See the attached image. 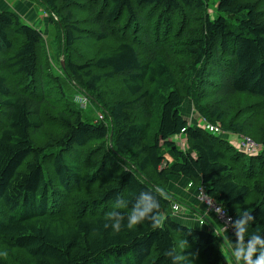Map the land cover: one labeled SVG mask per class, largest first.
<instances>
[{"label":"trees","instance_id":"trees-1","mask_svg":"<svg viewBox=\"0 0 264 264\" xmlns=\"http://www.w3.org/2000/svg\"><path fill=\"white\" fill-rule=\"evenodd\" d=\"M33 1L50 43L0 13V264H238L210 219H175L173 178L264 260V0Z\"/></svg>","mask_w":264,"mask_h":264},{"label":"crops","instance_id":"crops-1","mask_svg":"<svg viewBox=\"0 0 264 264\" xmlns=\"http://www.w3.org/2000/svg\"><path fill=\"white\" fill-rule=\"evenodd\" d=\"M9 12L16 15L24 23L31 25L34 28L41 29L46 31L48 29L47 17L44 13L40 4L34 2L33 0H0V13ZM229 140V138H228ZM170 160V159H168ZM169 190L174 192V196L182 201L184 204H193L196 205L197 199L194 190L191 186H187V182L182 179L173 178L169 186ZM203 210L201 214H204V208L200 206ZM175 219L179 220L183 224L195 225L197 222H194L193 217L186 213L185 215L177 214L174 216ZM211 223L214 226V229L219 231L222 235L225 236L227 243L235 257L238 259L239 255L242 257L245 255V260L248 256V252L245 249L244 245L241 244L235 236L230 235V232H226L223 229V226L215 218L208 217ZM208 230H212L213 227L209 226L206 222ZM238 264H246V261L238 259Z\"/></svg>","mask_w":264,"mask_h":264},{"label":"built area","instance_id":"built-area-1","mask_svg":"<svg viewBox=\"0 0 264 264\" xmlns=\"http://www.w3.org/2000/svg\"><path fill=\"white\" fill-rule=\"evenodd\" d=\"M203 123L204 124H202L201 126L202 129L206 130L207 132L211 134H218L219 136L222 135V132L220 131L218 127L210 125V124H206L205 122ZM235 143H236V146H235L236 149L245 155H248V156L256 155L259 151V146L255 144L249 138L238 136ZM188 186H191V185L189 184ZM196 199L199 205L201 204L204 206L205 210L212 211L214 213V215L216 216V220L223 226V229L226 232L232 233L231 231L232 222H231L230 217L220 206H218L213 200L209 199L206 196L203 189L200 188L198 190ZM183 206L176 204V203L172 204V211L174 213L173 215L175 216L179 213H183L184 210H186V208H184ZM197 223L199 224L200 227H203L205 225V223L202 222L201 220H198Z\"/></svg>","mask_w":264,"mask_h":264},{"label":"rangeland","instance_id":"rangeland-1","mask_svg":"<svg viewBox=\"0 0 264 264\" xmlns=\"http://www.w3.org/2000/svg\"><path fill=\"white\" fill-rule=\"evenodd\" d=\"M218 0H210V4H209V7H210V13H213L214 12V10H215V8H216V2H217ZM41 6V5H40ZM42 7V6H41ZM45 13V12H44ZM46 17H47V15H46ZM47 23H48V21H47ZM50 31L52 30V28H50L49 29ZM48 29L45 31H42V33H43V37H44V40L46 39L47 40V42H49L50 43V38H48L47 39V35H48ZM48 50H49V52L51 51V48H50V45H48ZM49 52H48V54H49ZM55 52V50L54 51H52L51 52V54L52 53H54ZM49 56H50V54H49ZM54 65V64H53ZM205 104H204V102H203V106H204ZM180 111H182L183 112V114L185 115V117H186V120L189 122V123H191V124H198V125H200V126H202V123L205 121V119H204V117H202L201 115H199V113H195V112H193V109H192V101L190 100V98L189 97H185V99L183 100V102H182V105H181V108H180ZM214 136H216V137H218L219 135L218 134H214ZM238 137V136H237ZM237 137L236 136H229V142H230V144L234 147V148H236L235 146H236V143H235V141H236V139H237ZM250 137V136H249ZM252 138V137H251ZM256 141V140H255ZM255 143V142H254ZM258 146H259V151H258V154L261 152V145H259L258 144ZM170 191V190H169ZM170 192H172L173 194H174V192L173 191H170ZM178 199V198H177ZM181 205V204H180ZM181 206H183V205H181ZM200 206H202L203 208H204V206L203 205H199V206H196V205H193V204H190V203H188V204H186L185 206H183L184 208H186V210H184V212L183 213H179V215H185L186 213H189L192 217H193V220H194V222H197L198 220H201L202 222H204L205 224H206V221H205V218H208V217H210V215L213 217L214 216V213L212 212V211H207V210H205L204 209V214H196L194 211H193V209L192 208H195L197 211H198V213H202L203 212V210H202V208L200 207ZM174 214V213H173ZM176 216V215H175ZM245 255H243L242 257L239 255V257H238V259H240V261H242V260H244L245 261V257H244Z\"/></svg>","mask_w":264,"mask_h":264},{"label":"clouds","instance_id":"clouds-1","mask_svg":"<svg viewBox=\"0 0 264 264\" xmlns=\"http://www.w3.org/2000/svg\"><path fill=\"white\" fill-rule=\"evenodd\" d=\"M138 223H139L138 218L135 217V216H132L130 218V221H129V223H128L127 226H128V228L131 229V228H134ZM156 223L158 224L159 223V220H157ZM257 264H264V260L258 261Z\"/></svg>","mask_w":264,"mask_h":264},{"label":"water","instance_id":"water-1","mask_svg":"<svg viewBox=\"0 0 264 264\" xmlns=\"http://www.w3.org/2000/svg\"><path fill=\"white\" fill-rule=\"evenodd\" d=\"M61 65H62V67H63V62L61 61Z\"/></svg>","mask_w":264,"mask_h":264},{"label":"bare ground","instance_id":"bare-ground-1","mask_svg":"<svg viewBox=\"0 0 264 264\" xmlns=\"http://www.w3.org/2000/svg\"><path fill=\"white\" fill-rule=\"evenodd\" d=\"M220 224V223H219Z\"/></svg>","mask_w":264,"mask_h":264}]
</instances>
